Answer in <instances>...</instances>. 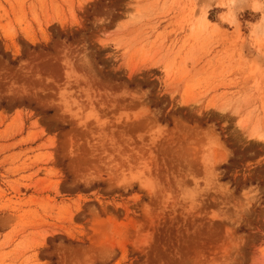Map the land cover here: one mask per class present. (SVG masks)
<instances>
[{"label": "rangeland", "instance_id": "1", "mask_svg": "<svg viewBox=\"0 0 264 264\" xmlns=\"http://www.w3.org/2000/svg\"><path fill=\"white\" fill-rule=\"evenodd\" d=\"M0 264H264V0H0Z\"/></svg>", "mask_w": 264, "mask_h": 264}]
</instances>
